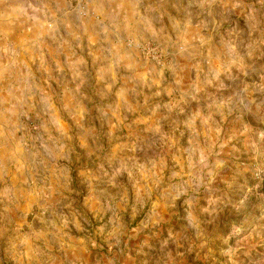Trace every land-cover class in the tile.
Returning <instances> with one entry per match:
<instances>
[{"label":"rangeland","instance_id":"rangeland-1","mask_svg":"<svg viewBox=\"0 0 264 264\" xmlns=\"http://www.w3.org/2000/svg\"><path fill=\"white\" fill-rule=\"evenodd\" d=\"M0 264H264V0H0Z\"/></svg>","mask_w":264,"mask_h":264},{"label":"crops","instance_id":"crops-1","mask_svg":"<svg viewBox=\"0 0 264 264\" xmlns=\"http://www.w3.org/2000/svg\"><path fill=\"white\" fill-rule=\"evenodd\" d=\"M105 25H106L105 20H102V21L97 23V26L99 27V29L104 28Z\"/></svg>","mask_w":264,"mask_h":264},{"label":"built area","instance_id":"built-area-1","mask_svg":"<svg viewBox=\"0 0 264 264\" xmlns=\"http://www.w3.org/2000/svg\"><path fill=\"white\" fill-rule=\"evenodd\" d=\"M88 0H79V3L81 4V3H85V2H87Z\"/></svg>","mask_w":264,"mask_h":264}]
</instances>
